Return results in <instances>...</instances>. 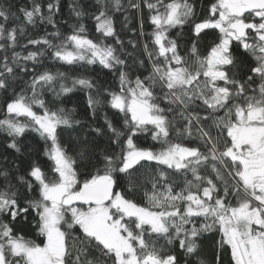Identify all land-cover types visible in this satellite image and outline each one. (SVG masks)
Masks as SVG:
<instances>
[{"label":"snow or ice","instance_id":"6c2138e0","mask_svg":"<svg viewBox=\"0 0 264 264\" xmlns=\"http://www.w3.org/2000/svg\"><path fill=\"white\" fill-rule=\"evenodd\" d=\"M97 3L100 8L93 18L98 39L87 36L85 24L79 22L85 13L78 5L71 6L78 23L61 39L54 19L60 10L58 0H49L46 13L37 0L15 8L0 4V41H4L0 43L4 53L0 90L9 89V81L18 77L17 69L33 73L26 82L31 95L13 90V98L5 101L0 131L12 138L7 147L16 152L21 151L17 138L28 130L35 132L45 141V155L51 162L48 172L35 162L24 175L0 170L4 181L0 217L10 218L0 219V264H181L180 254L183 264H209L202 245L211 233L219 235L215 264H264V0H215L203 19L196 18L193 0H143L153 26L149 34L153 47L143 45L150 70L134 80L127 60L118 54L124 42L109 15V5L119 10L121 0ZM131 7L139 10L141 6L132 3ZM21 18L22 22L8 26L10 20ZM37 22L55 30L20 44L27 26ZM186 24L192 34L191 47L182 55L169 31ZM209 29L219 35L207 54L201 55L199 42ZM108 38L115 43H107ZM129 43L137 48L135 41ZM29 45L32 50H27ZM17 47L26 49V55ZM49 52L51 60L61 64H99L117 71L118 91L104 89L106 95L101 98L87 77H73L69 86L65 72H37ZM245 52L256 61L246 79L240 73ZM257 77L258 89L252 88L249 94ZM77 87L88 90L93 119L103 99L122 114V128L105 117L115 146L111 151L97 155L89 150L86 139L70 155L61 143L59 130L81 122L73 118L75 109L49 108L43 92L47 89L59 97ZM178 120L183 123L178 125ZM173 129L177 137L199 143L173 142ZM92 131L105 134L99 127ZM140 134L151 135L164 147L159 151L139 147L134 138ZM78 161L84 168L82 180ZM142 161L165 168H157L141 184L133 176L137 166L144 167ZM166 169L184 174L183 185L175 184ZM141 191L143 204L137 200ZM16 224H30L34 238L18 234ZM177 244L179 254L174 251Z\"/></svg>","mask_w":264,"mask_h":264},{"label":"trees","instance_id":"16d2710c","mask_svg":"<svg viewBox=\"0 0 264 264\" xmlns=\"http://www.w3.org/2000/svg\"><path fill=\"white\" fill-rule=\"evenodd\" d=\"M45 7L49 0H37ZM168 2V0H166ZM196 5L197 10V19H203L208 14V8L215 0H193ZM31 0H0V4H11L15 7L30 5ZM59 3V12L55 15L54 19L57 23L59 31L62 33L61 39L64 35L70 34L72 31V26L77 24L78 21L76 17L72 14L71 6L78 5L80 10H82L85 15L83 16L82 22L87 28V36L92 39H98L99 34L95 31V20L94 15L98 13L100 6L97 3V0H58ZM136 3L141 7L139 10L132 8L131 4ZM121 8L119 10L113 9L109 5V15L114 20V26L117 35L124 42V50L118 52L124 59L127 60L128 66L131 69L130 76L134 80L137 75H140L143 78L144 75L148 74L150 70V65L148 58L143 50V45L148 43L149 48L151 49L152 43L150 38V33L153 30V26L148 22L149 11L143 5V0H121ZM2 22V21H0ZM21 21H9V27H12L15 23H20ZM143 26V27H141ZM51 25L46 23L41 24L37 22L36 26H27V36L20 39V44H26L27 39H38L45 36L47 33L54 31ZM141 31H143L144 36H141ZM208 33L204 38L199 42L200 53L201 55L207 54L208 46L211 44L212 40L218 36V32L215 30H206ZM170 38L177 39L180 44L181 54L184 55L187 53V49L191 47V30L190 25L186 24L183 28L177 27L169 31ZM53 40V43H59V39L48 37ZM135 41L137 43V48L133 49L129 41ZM4 41H0L3 43ZM107 43L114 44V38H108ZM233 46L237 51L243 52V49L239 47L236 42H233ZM119 49V45H116ZM27 50H32V46L29 45ZM27 50L22 47H17L16 51L20 52L22 55H26ZM11 55V53H8ZM4 55L3 52H0V58ZM246 58L244 64L241 66L240 73L244 75L246 79L248 75H252L250 72V67L255 66V59L250 53H244ZM140 60L144 61V64H140ZM29 68L32 67L31 62H28ZM50 70L52 72H65L68 76L66 81L69 86H71V78L77 76H84L93 81V83L100 90L101 98L105 97L104 89H110L113 91H118V72L115 70H108L102 68L99 64L94 65H85L81 67L80 65H65L59 62H54L50 58V52L43 58L42 64L37 66V72H42L44 70ZM235 71V70H234ZM18 72L17 79L9 81V89L7 91L0 90V119L5 116L6 109V100H11L13 98V90L16 93L21 91H26L28 95H31V90L28 88L27 81H30L33 73L30 71L27 74ZM203 79V78H201ZM222 83V82H221ZM260 84L259 78H255L254 82L249 89V94H252L251 89L256 88ZM58 90V84H57ZM159 92V90L157 89ZM93 95H96V92L93 91ZM43 98L47 101L48 107L52 109H57L60 107L65 108L66 110L75 109V112L72 113L74 120H79L80 125L73 124L71 128H62L60 129L59 139L61 143L67 148L70 155H75L79 151L80 142L88 140L89 150L95 151L98 155L102 151H111L115 146L111 145L109 140L110 133L107 132L105 126V117L108 120L113 121L117 127H123V116L118 113L116 110L111 109L108 106L107 99H103V106L99 107L96 113L95 119L92 118L91 111L88 109V90L80 87L75 88L72 92L56 97L53 92L45 89L43 92ZM162 106L164 105L162 102ZM37 111H40L37 109ZM196 111L203 114V109L198 108ZM222 114V113H220ZM183 123V121L178 120V125ZM102 128L104 130V135H97L92 131L93 128ZM171 140L173 142H180L185 145L195 146L199 143L196 139L177 137L175 129L172 130ZM12 140L5 132L0 131V170L5 168L11 169L14 175H24L33 162L38 163L46 172L49 171L51 162L48 160L45 155L46 144L38 134L33 131H26L21 137L17 138V142L21 148L20 152H16L7 147L8 143ZM134 142L143 148H151L153 151L161 150L164 145L155 141L151 138V135L140 134L137 138H134ZM201 147H203L201 145ZM82 162L78 161L77 167L79 170V175L81 180L84 175V168L81 166ZM144 167L137 166V171L134 173L133 178L139 179L141 184H144L150 175L155 174L157 168H165V166H157L154 162H141ZM94 171V170H93ZM166 171L172 173L174 182L177 185L182 186L185 180V176L182 173H174L173 170ZM188 178H191L190 173ZM14 182V181H13ZM124 187H127V180L121 182ZM4 181L0 179V187H3ZM147 187L150 188V183L147 184ZM178 190V189H177ZM22 191L27 194L26 189ZM138 202L141 204L144 203L143 191L137 196ZM0 219L7 221L10 218L7 216L0 217ZM31 216H29V221ZM15 230L18 234H22L25 238H34V230L31 228L30 224H16L14 225ZM219 238L218 233H211L203 239L202 251L203 258L209 262V264H215L214 262V252H215V241ZM163 243V241H161ZM174 251L178 254L180 249L178 244L174 246ZM91 258V257H90ZM228 257H225L227 260ZM183 255L180 254V261L183 264ZM71 264V262H70Z\"/></svg>","mask_w":264,"mask_h":264}]
</instances>
